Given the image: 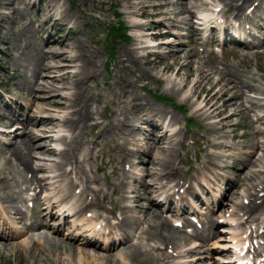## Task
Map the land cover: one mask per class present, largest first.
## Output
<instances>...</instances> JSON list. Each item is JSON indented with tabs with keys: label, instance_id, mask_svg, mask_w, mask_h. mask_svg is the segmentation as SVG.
Instances as JSON below:
<instances>
[{
	"label": "bare ground",
	"instance_id": "bare-ground-1",
	"mask_svg": "<svg viewBox=\"0 0 264 264\" xmlns=\"http://www.w3.org/2000/svg\"><path fill=\"white\" fill-rule=\"evenodd\" d=\"M18 1L21 3L22 0ZM238 1L240 0H138V5L133 9V12H137L138 16H141L142 18L151 16L154 20L146 22L135 19L131 22L132 25L137 26L140 29V32L136 34V36L150 43L126 47V52L128 51L127 53L130 63L129 65H125L124 69L134 70V66L141 58H144V61L150 63L152 66L158 67L155 68L157 71L169 70L175 67V71L167 79L168 85L166 86V89H170L175 93H180L182 96L181 99L190 103L192 113L197 115L205 122L206 126L208 127L207 130L210 133L221 129L224 124H226V120L229 119L230 116L236 114V112L239 110L246 112L254 107H257L258 109L263 108L264 90L254 85L241 84L238 79L235 78L234 71H225L223 68H220L218 63L215 64V68L214 63L211 65V63L208 62L209 66L207 67V63L203 61L198 62V60L192 56L193 53L191 51H193V49L188 50V45L190 43L187 42V40H185L181 35L177 36L182 37V39H173V34H169V32H171L172 27H180L179 32L184 33V31H187V35H189L187 38H193L195 40L196 32L202 28L201 23H205V21H203L198 24L196 22V18L193 19L195 13H205V15L209 18L208 20L213 22V18L216 17L218 19L227 13V8H221L218 10V6L221 3H225L227 6L233 5L234 11L232 12V15L238 20H243L248 17L247 14L245 15L243 7L250 0H241L240 3H237ZM56 4L57 0H50V2H48L46 12L47 15L41 20V23H39L44 28L46 27V22L53 16ZM169 4L173 6V9L161 10L162 6ZM126 7L133 6L131 3H129L126 4ZM260 7L261 4L254 7L253 13L259 11ZM150 8L152 10H150ZM81 16H85V10L81 11ZM66 18L69 20L68 22H70L71 19H76L74 16H70L69 18V16H66L65 14L61 15L60 17L61 20ZM66 24L67 23L65 22H61V28L66 29ZM153 24L162 26L164 29L158 30V27H153ZM182 24H185L186 30L181 29ZM157 32L158 36L167 35V37L172 38L166 39L164 41L160 40L154 44L152 42L154 40L153 36L154 33ZM69 33L70 32L68 31L66 34L67 39L71 37ZM65 40V38L56 40V42H59V45L62 46L61 49L54 46L51 40H47L46 44L48 45V49L46 51L42 49L44 56L41 59H38L31 68L32 76L35 78L33 83L34 92L29 98V107L32 112L31 110L27 112L26 118L24 119V126L22 125L20 127L21 129H24L20 130L18 128L17 130V128H15L13 131V138L15 140L9 143V146L11 147L8 151V156H4V161L1 164V166L8 164L9 166L13 167V169L10 170H2L4 174L0 175V178L4 177L6 179V181L3 183V186L0 187V214L5 221H21L26 218V215H23L16 208L13 200L10 199L6 193L7 190L16 188L20 185V178L22 183H26V190L30 189L36 192V194H34L32 197L36 200V202H39V194L41 189L46 191L42 197L43 205L39 210V214L37 213L42 221L48 216H61H59L60 222L57 221L56 226L54 225L55 228H50L44 221L42 223L39 222L38 225L29 223L24 227L25 231L23 232L28 230L31 231L27 236L28 239H31L29 241L36 240L38 243H40H37V245H40V247L37 248L38 252L35 254L40 259H43V257L40 256V253L42 252L45 254V247L41 243V238L44 237L48 243L50 242V245H54V242H58V244L62 243V241L65 239H67L70 243H74L77 241V234L79 235V233L82 231H89L88 233L91 235L95 233L97 224H101V222L97 221L99 216L103 218L102 220H106L108 222L111 221L112 218H117L118 221H115L116 225L128 221V215L125 213L126 209L131 207V205L129 206L128 204L124 203V201L127 199V195L121 194L120 197L122 203L119 207L121 211L120 218L117 213H114L108 209H103L104 213L100 210H95L94 215L90 218H79L83 211L92 205L91 201H87L85 199V193L91 192L94 195V198L98 199L100 195L104 197L106 191V189L92 186V178L90 176L83 175V167L81 162L84 160H89V150H87V154H84L83 156L75 155L73 151L72 154L69 153L71 145L80 136L79 130L86 126L91 127L92 125L100 123V121L97 119L89 122L94 119V111L88 102V98L90 99L89 89L92 86L88 80L94 77L99 71V65L97 64V60L91 57L95 52L89 50L88 47L83 46V41L80 40V38H76L72 44L67 43ZM165 43L168 45L166 46L167 51L164 52L163 55L165 58L171 57L173 61L166 62L165 59H163L162 64L159 60H152L150 58L151 50L153 48H162L164 47L163 45ZM262 44H264V41H262ZM142 50H146V52L142 53ZM198 55H200L199 52ZM49 57L51 58L50 60L47 59ZM14 62H17V57H14ZM73 66L76 67V70L73 71L74 73H72L74 77L71 81L65 82L64 76L66 73H69L71 67ZM63 69L67 71L57 73V71ZM55 71L56 74H51V72ZM43 75L47 76L45 81L38 82V79L36 78ZM152 77H157L155 72H153ZM260 77L263 79L262 85H264V76L261 75ZM226 78H229L228 81L225 80ZM59 81H62L61 84L58 83ZM207 84L208 87L206 86ZM63 88H66L69 91H64V93L61 91ZM52 90H55L56 93H51L50 95L46 96L41 94L50 93ZM122 90H125V88ZM246 91H254L258 94V96L248 95V93H245ZM139 99H142L144 102L138 101ZM108 102L110 101L108 100ZM122 102L125 104L124 107L131 105L129 107H131L132 111L129 109V107H127L128 111L120 110V112H118L115 108L112 109L115 122L110 126V129L112 128L110 130V134L113 135L110 140L116 145L117 150L112 153V156L114 158L113 162L114 160L118 159V164L114 166V177L111 179L112 181L110 186L114 192L117 189H121L125 186L124 179L127 172L123 169V163L129 161L131 162V159L126 156L125 145L130 143L131 136L134 132L142 130L138 127V125L134 124L133 119L138 122L151 120L152 124L158 128V132H156L154 136L151 132H147L144 137V139L152 140L144 148L146 149V153L151 154L150 158L147 159L150 165L146 170V173L150 175L151 180L145 182V176L141 178L144 184L146 183L145 185L149 190L155 191L151 193L149 191V194H147L146 198L151 200L153 199V196L156 192H160L162 188L167 185L168 182H170L168 175L170 171L167 169L178 170L177 163L173 156L176 151V146H182L183 141L179 139L181 130L175 128L173 129L172 127L173 123L177 122L179 118L175 112H168L166 109L161 108L154 102L147 100L138 93L133 94V97H131L129 101L123 100ZM31 106L35 107V109L31 108ZM95 113H97V111ZM118 115L119 117H117ZM156 115H162L164 117L163 119L167 121H155L154 118ZM1 118L5 119L7 123L13 119L12 116L0 114V123L2 122ZM254 122L258 123L259 125L264 124V113L259 112L255 114V119L252 120L251 123L253 124ZM38 123L42 124L43 126L37 128ZM26 124L27 126H25ZM233 124H235V122H233ZM15 125L17 127L20 126L19 124ZM142 126L148 127V129L151 128V126L149 127L147 125ZM63 127L66 128L67 132H59ZM1 132L5 133L4 131ZM9 132H12L11 129ZM9 132H7V134ZM263 132L264 130H254L255 135ZM120 134L123 135L122 140L119 139ZM221 135L223 134L221 133ZM104 138L107 139V137ZM36 139H42L45 142L37 143L35 142ZM51 141H58L62 144V146L60 147L50 145L52 143ZM209 144L216 146L217 142L209 139ZM263 146L264 142H261L260 140H255L253 143L247 146L248 150L245 153L248 155V157L245 159V161L249 163L246 165L255 164L259 160L258 155V157L255 156V158H252V156L257 151L256 148L260 149ZM91 150L92 148L90 147V152ZM40 153H56L59 159L57 160L55 158L42 156ZM259 155L260 157H263L264 152L259 153ZM216 156L217 153L215 150H210L207 153L208 158ZM35 157L41 161H34ZM72 159H74L75 162H73ZM205 163L207 165L204 167L207 168L209 172L214 174L215 163L211 159H206ZM66 164H72L73 168L71 169L74 172L75 169H79L80 164L79 170L82 173L81 176L83 177V188L81 192L82 197L73 198L75 196L72 194V187L75 183H77V181H74L71 176L69 177V174L66 172L64 167ZM158 165H161V167ZM60 168L64 169L61 170ZM44 170L53 171L54 173H37L38 171ZM27 172L32 173L30 178L27 177ZM251 172L252 173L248 174L249 177L256 173L255 170ZM197 173L201 177L207 175L206 171H204L202 168H199ZM191 177H194L193 179L196 181L199 180L198 178H195L194 175ZM179 182V178H176L175 183L178 184ZM38 187H40V190ZM150 187L152 188L150 189ZM25 189L15 191L19 192L21 200L24 198H29L27 195L26 197L21 195ZM57 207L58 209H56ZM152 207L154 212L151 214L150 219L146 216L143 218V220L147 223V227L139 231L140 234L138 237H148L151 234V229H155L156 232L152 231L154 234H159L161 237L166 235V239L173 240L174 237H176L175 240L171 241V244L173 245L174 249L178 248L179 246L177 241L179 236L169 232L167 234L163 233L165 228L170 230L173 228L171 227L167 218L163 217L162 213L159 212L160 210L156 208V205H152ZM252 207L254 208L255 206L252 205ZM156 209L158 211H156ZM249 210H251V208H249ZM2 218L0 219L3 220ZM92 222L95 223L91 224ZM87 225L91 226V228H86ZM65 227L67 230L64 233L63 230ZM159 227L160 230L158 229ZM107 228H109V226L102 227L98 230V232L106 231ZM148 229H150V231ZM220 230L224 229L221 228ZM16 233L19 234L21 232L16 231ZM74 234L76 236H73ZM121 234L122 236L119 237L118 241L124 242L131 238L133 234V228H124L121 230ZM240 234L241 233H239L237 230L233 231L226 240L227 244H223L222 247H238L237 241L241 239ZM6 236V232L0 233V249L7 248L9 244L13 246L14 241L12 238L14 236L11 235L10 238ZM161 237H159V239L164 240V238ZM100 238H102V242L104 241V243L107 244L108 238L103 237V235H100ZM235 239L236 242L233 243V245L230 244ZM16 243L20 245L7 250L18 252L19 247L23 246L22 243L27 244L26 239ZM166 245L165 247L159 245L152 247L153 249L158 250L160 253L158 257L159 262L157 261V264H172V255L166 252ZM193 250H195V248L190 247L182 249L181 253L187 254ZM112 251V253L108 252V254L117 256V259L115 260L116 263H118L119 257L130 261H133L137 257L140 258L141 261L147 257H150L148 249H145L142 243L138 240L134 242L127 240L121 245L119 249ZM181 253L178 252V255H182ZM85 254L90 257H104L107 255V253H93V251L90 250H86ZM46 258H48V256ZM22 259L25 260V258H20L17 261ZM34 262L35 261L33 260L31 264H36ZM223 262L224 261H222V263ZM175 264L186 263L177 261ZM188 264L190 263L188 262Z\"/></svg>",
	"mask_w": 264,
	"mask_h": 264
},
{
	"label": "rangeland",
	"instance_id": "rangeland-1",
	"mask_svg": "<svg viewBox=\"0 0 264 264\" xmlns=\"http://www.w3.org/2000/svg\"><path fill=\"white\" fill-rule=\"evenodd\" d=\"M255 1L256 0H254V3ZM33 2L38 3L37 5H33ZM48 2H50V0H22L21 3L18 0H0V89L6 90L10 95H13L15 99L17 96L20 97L18 98V100H24L29 107V98L34 92L33 83L35 78L32 77V75H28L32 73V71L25 69L23 65H28L29 63L34 66V63L44 56V54L42 53V49L46 51L48 49V45L46 44L47 40H44L42 36L46 37L47 34L52 33L48 40L51 39L52 44L60 49L62 48V46H60L59 42H56V40L65 38V41L67 43L72 44V42L76 38L81 37L80 40L83 41V46L88 47L89 50L95 52L91 57L96 59L97 64L99 65V71L94 77L88 80L92 84L89 89L90 99L88 98V102L90 103V107L94 111V119L89 122L97 119L100 121V123L92 125L91 127L86 126L83 129L79 130L80 136L71 145L69 153L72 154L73 151L75 155L83 156L84 154H87V150H89V160H84L83 162H81V165L83 167V175H87L92 178L91 185L106 189L104 198L100 196L98 199H95L90 192L85 195L86 200L93 201V204L88 207L85 212L92 213L96 208L102 209L103 207H107L108 209H113L116 213H118V209L114 205H119V199L110 188V183L112 181L110 179V176L114 175V171L112 172V170H114V166L118 164V159L114 160L113 162L114 158L112 156V153L115 152L117 148L115 143L110 140L113 137V135L110 134V130L112 129H110V126L115 122L112 109L115 108L118 112H120V110L128 111L127 107L131 105L124 107L125 104L122 101H129L131 97H133V94L138 93L139 95L143 96L149 101L154 102L163 109L165 108L169 111L171 110L172 112H175L179 118L178 126L181 127L180 135H183L184 133L186 135L188 134L187 136H196L199 134L201 136L202 134H204V132L207 133L205 128L206 125L195 114H192L190 103L182 100V96L180 93H175L170 89H166V86L168 85L167 79L175 71V67L169 70L157 71L155 68L158 67L152 66L150 63L144 61V58H141L134 66V70L124 69L125 65H129L130 63L127 53L128 51L126 52V47H131L133 45L137 46L143 43L140 40L134 39V35L137 34L138 31L132 28L131 22L135 19L143 20L146 22L154 20L151 16L142 18L141 16H138L137 12H133V9L138 5V0H57L53 16L59 17L60 15L65 14L66 16H69V18L70 16H74L76 19H71L70 22H68L69 20H67V17L66 19L62 20L59 19L54 23L51 19L46 22V27L44 28L39 23H41V20L47 15L46 12ZM129 3H131L133 7H126V4ZM237 3H240V1H238ZM170 9H173V6L170 4L164 5L161 8V10ZM82 10H85L84 17L81 16ZM118 10L122 12L120 16H117L116 14ZM150 10L152 9L150 8ZM32 19L34 21L31 22ZM61 22L67 23L66 26L71 28V31H73H69V28L62 29L60 25ZM117 23H123L129 26V32L132 33V37L128 35L127 39H125V37L119 39L118 37H121V32H117V35L111 33V38L109 39L110 44L111 42H114L113 38H118V41L115 42L114 49L112 50L110 48L108 39H104V35L108 30L110 31L111 25L115 26ZM153 27L156 28V25L153 24ZM182 27V29H184L185 24H182ZM158 30H163V28L158 27ZM58 31H60L61 33H59ZM68 31L70 32L69 34L71 35V37L67 39L66 34ZM40 32L43 33L41 36ZM259 33H262V31ZM153 38L161 40L165 37L154 34ZM183 38L189 41L190 45H188V50L193 49V51H191L193 53L192 56H194L195 59L198 60V62L203 61L207 63V67L209 66L208 62H210L211 65L214 63L215 68V64L218 63L221 67H223L225 71H234L235 78L238 79L241 84L254 85L264 90V85H262L263 79H261L260 77L261 75L264 76V51L255 55L243 56L242 54H240L241 50L229 47L223 53L216 52L215 54L217 55L215 58L213 53L207 55L204 49L202 50V52L198 51L197 47L202 46L193 43L191 38H187L185 36ZM166 45L167 44H164V47H162V49H165ZM207 45L210 49V45ZM198 52L200 53V55H198ZM142 53H144L143 50ZM156 55L157 54H155L154 56ZM14 57H17V62H14ZM47 59L50 60L51 58L49 57ZM155 59L159 60L162 64L163 59H165L166 62L173 61L171 57L165 58L163 54H160V56H157ZM258 68L262 70H259ZM75 70L76 67H71L69 73H66V75L64 76L65 82L71 81L73 79L74 76L72 73H74L73 71ZM63 71L66 72L67 70H59L57 71V73ZM153 72L156 73V78L152 77ZM51 74H56V71L51 72ZM46 78L47 76L43 75L37 77L36 79H38L37 81L42 82L45 81ZM228 79L229 78H226L225 80L228 81ZM61 82L62 81H59L58 83L61 84ZM206 86L208 87V84ZM123 88H125V90H122ZM61 91L67 92L69 90L63 88ZM51 93H56V91L52 90V92L50 93L41 94L46 96L50 95ZM245 93L258 96V94L254 91H246ZM160 96H162L164 99H167V101L170 102L175 109L170 105V108H168V106L165 107V105H162L161 103L159 104L156 97L162 99ZM22 97L24 99H22ZM108 100L110 102H108ZM138 101L144 102L142 99H139ZM13 103L16 104V102ZM17 105H15V108H19ZM174 105H177L180 109L176 110L177 108ZM7 108V106L3 105V101L0 100V113L11 116V114L8 112L9 109ZM31 108L35 109V107L33 106H31ZM129 109L132 111L131 107H129ZM29 110L31 109L29 108ZM261 110H264V107L261 109L253 108L250 112L239 110L238 112H236V114L230 116L229 119L226 120L227 125H224L221 129L217 130L219 132L224 128L222 132L225 135H223V137H220V140L224 143L229 142L228 136L234 135L232 141L235 143V148L232 150H236L235 161L232 160V162L230 159L222 161L224 163H227L228 165H233L234 163L235 171L231 170V168L230 170L231 173H237L236 177H238L235 182L236 184L233 185L227 195V198L225 199V201H227V204H225L226 206L222 208V211H219V213H221L217 215V218L224 216V214L226 213L229 215V217H232V210H234V213L235 211L238 214L241 212L245 213V216H248L246 211L247 208H244L239 204L238 206L236 205L237 209H235V204L232 202V200H239L243 194H246V192L255 191L257 184H259L260 182H264V156L259 158V164L261 165V167L258 164H252L251 166V168H253L257 172L255 176H251L249 178L247 176H243L245 173V171H242L243 169H245L244 166H242L237 171V167L240 165L237 159L241 155V151L239 150L240 147L244 146L245 148V146L254 141V134L252 127L249 124L248 115L253 117ZM20 111L23 113L25 109H20ZM96 111L97 113H95ZM182 111H184L185 113ZM117 117H119V115ZM188 117L194 118L193 120L195 125H193L192 127L188 126L187 128V126H185L184 124V120H186ZM1 119L2 124H0V128L8 129L9 125L7 124H9V122L7 123L5 119ZM237 121L239 122V124H236L238 123ZM233 122H235V124H233ZM18 124L21 123L18 122ZM25 126H27V124ZM41 126L43 125L40 123L37 124V128H40ZM183 126H185L186 130ZM260 126L264 127V124ZM23 129L24 128H20V130ZM13 134L14 133L7 134V131H5V133L3 134L0 133V162H2V158L8 154V151L11 147L7 146L4 141L9 142L15 140L13 138ZM214 134L217 133L214 132ZM103 135L104 137H107L108 140H106ZM136 137H141V135L138 134L136 135ZM122 138L123 136L119 139L122 140ZM257 139L264 141V135H257ZM35 142L43 143L45 141H43L42 139H36ZM203 142L204 138H202L201 142L199 143L200 147H202ZM204 145L205 144H203V146ZM90 147L92 148L91 152ZM136 147V144H133L132 146L129 145V149L131 152H134L135 150L134 153H136ZM186 148L188 149L186 152H184V150H181L180 155L175 156L174 154L173 156L174 160L179 165V169H173V172H175L173 175L176 177L170 176V178L173 179L170 182L172 185L175 182L174 180L176 178H179L182 181H186V179L188 178V174L186 173L193 171V169L201 164L200 159L198 158L199 155L196 154L195 149L197 148L195 147V144H188ZM204 149L205 148H201L200 153H202ZM222 150H224V152H228L224 148ZM126 151L128 152L129 150L126 148ZM258 152L262 151L257 149V153H255L254 156H257ZM40 154L42 156L55 158L57 160L59 159L56 153ZM246 157H248V155H246ZM131 158L136 160L135 156L133 155H131ZM34 161L38 162L41 160L35 157ZM72 161L75 162L74 159H72ZM147 165H149V162L146 165L139 164V167L141 168V166H144V169L147 170ZM71 166V164H68L66 168L68 170H71ZM158 166L161 167V165ZM8 169H13V167L9 166L8 164L3 166H1L0 164V175L4 174L2 170ZM60 169L63 170L64 168ZM79 169H75V174L71 173V177L75 178L76 176L78 180L82 181L83 177L81 176L82 173ZM37 173L53 174L54 172L44 170L38 171ZM27 175L30 176V172H27ZM131 175L132 176L128 175V177H125L124 179L125 181H127V185H125V188H127L128 190H134L130 193L132 196L130 197L129 201H125V203H129V205H131L130 208L128 207L126 209V215H128L129 220L125 222V225L126 227H136L138 224L136 230L137 233L140 229H145L147 227V223L143 220V218L146 216L150 219V216L154 212V209L151 204L152 201L146 198L147 194H149L148 192L150 191L151 193L152 190H149L145 184L138 181V179H135V175H133L132 173ZM146 176L147 181L151 180L149 174H147ZM4 181H6L4 177L0 178V187L3 186ZM19 181L22 182L21 178L19 179ZM151 188L152 187H150V189ZM76 189L80 191L82 189V184H75L72 191ZM17 190L18 188L16 187L7 190L6 192L9 198L13 200L14 204L17 202L16 196H20L19 192H15ZM75 196H80V192L76 193ZM95 201H97L98 203H95ZM24 204L25 203L22 204L18 202V206H24ZM156 211L158 210L156 209ZM260 211H258V215L263 216L264 208H262V212ZM85 212L82 213V215H84ZM164 215H167V217L169 218L170 214L165 213ZM169 222H172L170 218ZM221 225L222 227L228 226L227 224ZM173 228V231L165 228L163 233L167 234L169 232L171 234L178 235L179 237L177 243L178 246H180L179 248L188 246L190 247L197 244V246H195V248L197 247V252H194L192 256L183 257V260L193 259L196 256L197 262L199 264H220V262L214 260V257H216V255L218 256L220 252L222 253L223 250L220 251L216 249L214 252L211 250L212 242H214L218 236V233L215 231L216 229L212 230L211 226H209L206 230L202 231L199 236L190 237L180 232L176 227ZM158 229L160 230V227ZM148 230L150 231V229ZM152 231H156L155 229H151L150 231V236H153L154 238H149L150 236H148V239H146L148 246H144L145 249H148L149 246H152L153 244L159 243V240L155 238H159L161 236L159 234H154ZM63 232H66V228L63 230ZM166 237V235H163V237H161L164 238L165 243L176 239V237H174L173 240H170L166 239ZM83 238L84 237H82V239ZM136 239L138 238H133L131 242ZM21 240V238L19 240L17 239L13 242V246L9 244L7 248H5L4 250H0V264H31L33 260L36 264H156V261L158 260V252L152 251L149 248L148 251L150 253V257H147L142 261L138 257L133 261L127 259L123 260L122 258H120L118 259V263H116L115 260L117 259V256L110 255L108 254V252L100 250V248L96 244H83L82 241L80 243V238L77 242L74 243H70L67 239H65L64 241H62V243L59 244L58 242H54V245H50V242L48 243L45 238H42V245L45 247V254L41 252L40 256L43 257V259H40L35 255L38 252L37 248L40 247V245H37V242H32L29 240L26 241L27 244L22 243L23 246L19 247L18 252L7 250L11 249L12 247H18L20 244L16 242H20ZM86 250H90L93 251V253L98 254L107 253V255L104 257H90L85 254ZM47 256L48 258H46ZM20 258H25V260L22 259L20 261H17Z\"/></svg>",
	"mask_w": 264,
	"mask_h": 264
}]
</instances>
